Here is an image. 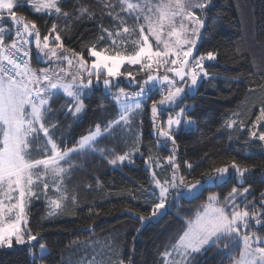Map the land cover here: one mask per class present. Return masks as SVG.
<instances>
[{
	"label": "snow or ice",
	"instance_id": "obj_1",
	"mask_svg": "<svg viewBox=\"0 0 264 264\" xmlns=\"http://www.w3.org/2000/svg\"><path fill=\"white\" fill-rule=\"evenodd\" d=\"M62 4L63 0H0V23L11 25L0 27V249L27 246L32 264L48 254L47 245L41 242L42 229L34 231L31 226V207L42 199L45 220L63 214L69 204L80 207L78 193L67 186L69 174L80 167L73 157L99 156L116 169L134 164L137 154L144 156L141 148L147 147L144 164L148 187L140 185L137 191L150 211L144 214L131 206L121 209L140 222L137 234L158 223L175 200L193 199L230 176L236 178L226 194L209 193L202 211L186 220L185 227L159 254L162 264H196L197 257L212 248L232 264H264V235L258 231L264 230V191L256 197L251 185L244 186L245 177L255 166H242L233 157L219 166L213 163L201 179L191 183L180 174L177 137L183 128L196 124L188 115L194 105L184 104V100L194 95L202 82L214 79L206 63L216 61L219 55L215 49L200 51L213 0H96L101 20L107 16L113 26L109 29L97 20L100 35L96 43L81 51L65 46L57 23L42 35L35 20L17 11L27 7L39 16L63 18L65 34L73 22L96 19V11L81 0H76L71 11H65ZM33 46L37 62L44 67L32 66ZM251 60L259 82L250 79L249 91H264V57L259 62L255 57ZM130 67H135L136 75ZM137 75L143 78L138 81ZM121 78L137 91L119 88ZM101 84L104 98L115 106V116L95 123L69 146L71 136L63 132L57 135L58 117L70 116L79 122L88 110L85 100ZM113 88L118 90L113 92ZM153 92L160 98L152 99ZM61 96L64 102L53 107ZM146 110L154 141L148 145L143 144L142 131ZM223 126L243 129L244 122L233 119ZM262 127L264 102L248 127V143H264ZM118 129L122 135L114 136ZM109 138L119 140L127 150L118 154L115 147L99 146L101 140ZM153 147H163L169 155L154 156ZM184 164L191 174L194 164ZM165 168L170 174L161 178L156 169ZM95 180V187L102 190L99 177ZM86 188L92 190L93 185ZM129 195L138 199L134 192ZM88 212L99 215L90 205ZM136 238L132 237L127 260L122 249L116 252L110 244L108 258L97 260L94 256L90 264H134ZM37 245L39 257L34 251ZM237 249L238 256L234 255Z\"/></svg>",
	"mask_w": 264,
	"mask_h": 264
},
{
	"label": "trees",
	"instance_id": "obj_2",
	"mask_svg": "<svg viewBox=\"0 0 264 264\" xmlns=\"http://www.w3.org/2000/svg\"><path fill=\"white\" fill-rule=\"evenodd\" d=\"M90 5L97 13L95 20L87 17L79 22L71 24V30L65 34L63 29L66 22L63 18L39 16L31 12L27 7L17 9L18 13L25 15L30 20H35L41 34H47L48 28L53 22L57 23L64 37V44L68 48L81 51L84 46L96 43L100 35L96 27V21L100 20L104 27L112 28V20L104 16L101 20L100 7L96 0H81ZM76 0H63L62 7L65 11H71ZM213 8L209 14V27L205 32L200 51L218 50L216 61L206 63L208 72L214 79L206 80L199 86L198 91L187 97L184 101L188 105H194V109L188 113L196 120V124L190 128H183L177 137L179 151L177 153L180 163V174L186 182L201 179L204 172L209 171L215 165L227 162L235 158L238 163L255 166L252 174L245 177V185H251L253 196L259 197L264 191V143H248V127L259 114V107L264 102V91H249L250 79H258L257 69L253 67L251 58L255 57L259 62L264 57V0H213ZM0 25H8L0 23ZM101 48L105 45L101 44ZM33 48V53L34 52ZM86 55V52L84 53ZM38 57L33 54L32 66L38 67ZM264 67V65H262ZM240 77L239 80L236 78ZM152 99L155 95L152 93ZM63 96L59 97L53 107H59L63 103ZM149 105L151 101L148 102ZM88 106L86 114H83L79 122H74L72 117L59 116L60 132L73 139L74 143L80 135L84 134L95 123L112 119L116 109L111 100L104 98L103 88L98 87L85 100ZM103 105V110L100 106ZM233 113L239 115L233 116ZM244 122V128L235 127L227 129L224 122L228 120ZM264 131V127L260 129ZM143 144L154 143L149 113L143 117ZM118 129L114 136H121ZM117 139H104L100 141V147H115L117 153L127 150ZM144 156L137 154L134 164L122 168L113 169L99 156H87L81 159L73 157V162L79 165L75 171L69 174L67 186L70 191L78 193L80 207L74 208L69 204L65 212L51 220H45V205L43 200L36 201L31 207L30 223L34 231L42 229L41 242L48 248V254L43 259H37L35 264H76L75 257L83 255L81 247L88 242H94L98 246L100 242L107 240L114 251L123 250L125 260L132 248V237L136 236L134 264H162L160 253L171 242V239L185 227V221L194 217L202 209L211 192H219L222 195L231 190L236 184V178L230 176L225 182L214 187H208L202 194L193 199L181 197L175 200L167 214L158 223L151 224L137 234L136 229L140 222L121 211L125 206H131L147 214L150 209L143 204V197L137 191L138 186L148 187L149 173L145 170L144 157L149 154L147 147H142ZM152 155L164 157L169 152L163 147H153ZM201 160L202 157H205ZM184 161L194 164L191 174H188ZM161 178L169 175L170 169L165 168L159 172ZM99 177L103 189L95 187V178ZM93 185L88 190L86 185ZM136 193L138 199L133 200L129 193ZM252 199V196L249 197ZM94 213L89 215L88 206ZM89 226L92 230L89 231ZM261 231V230H260ZM225 241H221V244ZM37 245L34 249L37 257ZM239 249L234 253L238 256ZM115 258V257H114ZM232 264L231 260L217 253L216 248L210 249L203 256L197 257L196 264ZM0 264H32L27 246H14L11 249H0Z\"/></svg>",
	"mask_w": 264,
	"mask_h": 264
},
{
	"label": "rangeland",
	"instance_id": "obj_3",
	"mask_svg": "<svg viewBox=\"0 0 264 264\" xmlns=\"http://www.w3.org/2000/svg\"><path fill=\"white\" fill-rule=\"evenodd\" d=\"M129 23L131 24V21H129ZM0 27H10V26H8V25H0ZM6 42H9V41H6ZM33 48H34V46H33ZM130 51H131V49H129V52ZM33 54H35V53H33ZM207 63H211V62H207ZM44 66L45 65L42 63V65H39L38 67H44ZM128 70L129 71H133L134 75H136L135 67H130ZM122 71H124V69H122ZM136 78L139 81L143 77L140 76V75H137ZM98 87L103 88L102 84L97 86V88ZM118 87L119 88H124L125 91L129 92V93H134V92L137 91V88L136 87H130L128 85V83H127V80L124 79V78L120 79V83H119ZM117 90H118L117 88H113L112 89L113 92H115ZM153 95H155V99H159L160 98L158 92H153ZM184 104H186L185 101H184ZM175 111H179V108H176ZM168 147H171V146L169 145ZM156 170L158 172L161 171L160 169H156ZM189 183H191V182H189ZM199 211H202V209H200ZM258 231L260 232V234L264 235V230H261V231L258 230ZM110 244L111 243L108 240H107V244H105V241H103V242H100L98 246H95L94 242L86 243L84 246L81 247V250H83V255L79 256V257H75L76 260H77L76 264H90V262L92 261L94 256L97 258V260H99L101 257H103L104 259H107L108 258V245H110ZM37 253L40 254L39 247L37 248ZM112 259H115V258L112 257Z\"/></svg>",
	"mask_w": 264,
	"mask_h": 264
}]
</instances>
